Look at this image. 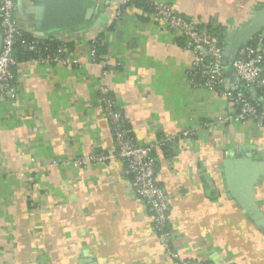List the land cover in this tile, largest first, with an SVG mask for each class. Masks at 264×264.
Segmentation results:
<instances>
[{
    "label": "crops",
    "instance_id": "crops-1",
    "mask_svg": "<svg viewBox=\"0 0 264 264\" xmlns=\"http://www.w3.org/2000/svg\"><path fill=\"white\" fill-rule=\"evenodd\" d=\"M154 1L196 23H212L223 31V42L264 9V0ZM87 2L89 21L42 33L36 29L38 0H14L18 28L69 44L65 52L77 64L18 63L16 97L0 99V264H178L154 235L152 212L118 159L73 164L94 152L114 153L101 86L109 88L137 144L176 137L154 156L180 257L264 264V124L219 123L234 106L188 83L193 54L151 14L123 0ZM98 39L105 44L104 68L89 55ZM221 87L242 88L230 67ZM189 130L192 135L182 136ZM242 167L256 173L258 222L230 189H243Z\"/></svg>",
    "mask_w": 264,
    "mask_h": 264
},
{
    "label": "built area",
    "instance_id": "built-area-1",
    "mask_svg": "<svg viewBox=\"0 0 264 264\" xmlns=\"http://www.w3.org/2000/svg\"><path fill=\"white\" fill-rule=\"evenodd\" d=\"M137 0H123L128 5ZM151 6L152 17L161 22L165 28L177 37L182 38L183 48L193 54L192 67L186 71L187 81L193 88H203L210 92H217L233 106L235 111L217 118L222 122L254 121L257 126L264 124V108L258 109L251 97L243 91L223 89L224 80V46L217 36L201 28L188 18L177 14L170 6L159 4L154 0H143ZM14 0H0V99L12 102L17 94L14 83V68L18 65L13 56L15 45L36 54L31 61L41 64L76 65L77 61L67 57L62 46H57L53 52L49 51L41 38L31 39L25 36L17 26L14 16ZM121 14L118 10L117 19ZM42 47H44L42 49ZM95 40L90 43L89 55L93 63L106 67L102 60L95 56ZM41 49L44 51L40 55ZM46 51V53H45ZM230 68L248 89L254 91L264 106V35L259 33L245 46L239 48L232 60ZM105 70V69H104ZM99 100L103 114L108 122L114 141V153L103 155L94 152L84 159L73 161L75 167L108 159H118L131 177V186L135 195L152 212L151 228L154 235L163 244L165 253L178 264H209L204 261L183 259L173 248V234L168 226L169 206L163 188L159 185L156 172L154 152L169 146L176 137L164 136L148 145H139L134 141L132 131L122 112L116 107L113 96L106 86L99 89ZM207 126V123H203ZM192 131L183 132L182 136L192 135Z\"/></svg>",
    "mask_w": 264,
    "mask_h": 264
},
{
    "label": "water",
    "instance_id": "water-1",
    "mask_svg": "<svg viewBox=\"0 0 264 264\" xmlns=\"http://www.w3.org/2000/svg\"><path fill=\"white\" fill-rule=\"evenodd\" d=\"M39 5L35 9L36 29L39 32H46L51 29H69L83 25L91 17V9L88 7L87 0H38ZM264 26V9L257 12L253 20L242 29L230 31L222 43L224 46V66L230 67L232 60L239 48L245 46L250 40L258 35ZM1 46V37H0ZM242 185L240 193L232 184L230 189L232 194L239 198L238 201L248 214L258 222L260 215L252 195V184L255 178V172H249L247 168L242 167ZM232 183L238 178H231Z\"/></svg>",
    "mask_w": 264,
    "mask_h": 264
},
{
    "label": "trees",
    "instance_id": "trees-1",
    "mask_svg": "<svg viewBox=\"0 0 264 264\" xmlns=\"http://www.w3.org/2000/svg\"><path fill=\"white\" fill-rule=\"evenodd\" d=\"M131 6H135L136 8L140 9L142 11V13L144 14H152V9L151 6L149 4H147L145 1L143 0H137V1H133L132 3L128 4ZM126 5V6H128ZM201 28H205L208 32L212 33L213 35L217 36L218 39L220 40V43L222 44L223 42V31H221L220 28L214 26L212 23H206V24H201L200 25ZM25 36L29 39L33 38L30 35L25 34ZM180 41L183 43L182 38H179ZM43 41L44 45L47 47V49L51 52H53L55 50V48L57 46H62V48L66 51V50H70L71 46L69 44L63 46L58 44L57 42H48L46 40H41ZM44 47H42L43 49ZM41 49L40 55L44 54V51ZM95 56L97 60H102L100 58L101 54L104 53L105 50V44L103 43L102 39H98L95 41ZM46 53V51H45ZM13 56L15 57L16 61L18 63L21 62H27V61H31L32 59L36 58V54H32L30 52H28L25 48L20 47L18 45L14 46L13 49ZM224 72L226 70V67L224 66ZM14 71V70H13ZM235 91H243L246 93L247 96L251 97V99H253V102L255 103L256 107L258 109H262L259 100H257L256 98H253L250 94V91L244 86V84H242V88L235 90ZM258 98V96H257ZM168 148V146L163 147L161 149H166Z\"/></svg>",
    "mask_w": 264,
    "mask_h": 264
}]
</instances>
